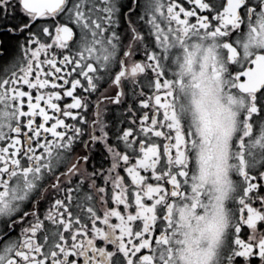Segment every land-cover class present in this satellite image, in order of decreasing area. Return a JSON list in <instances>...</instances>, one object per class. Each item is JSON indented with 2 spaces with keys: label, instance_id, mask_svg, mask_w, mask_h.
I'll use <instances>...</instances> for the list:
<instances>
[{
  "label": "snow or ice",
  "instance_id": "obj_1",
  "mask_svg": "<svg viewBox=\"0 0 264 264\" xmlns=\"http://www.w3.org/2000/svg\"><path fill=\"white\" fill-rule=\"evenodd\" d=\"M0 264H264V0H0Z\"/></svg>",
  "mask_w": 264,
  "mask_h": 264
}]
</instances>
